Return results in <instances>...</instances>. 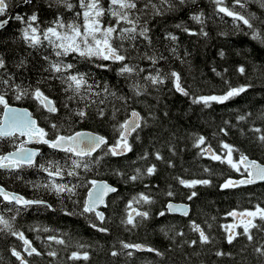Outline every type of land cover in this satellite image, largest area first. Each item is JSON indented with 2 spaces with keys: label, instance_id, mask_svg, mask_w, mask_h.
<instances>
[{
  "label": "trees",
  "instance_id": "1",
  "mask_svg": "<svg viewBox=\"0 0 264 264\" xmlns=\"http://www.w3.org/2000/svg\"><path fill=\"white\" fill-rule=\"evenodd\" d=\"M258 1L261 2L247 0L244 8L236 6L235 10L250 19L255 31L264 33V6H259ZM68 2L73 5L71 9L58 0H31L28 4L22 0H10L8 13L25 17L35 13L39 28L45 29L57 19L69 23L74 20L73 16L78 18L76 14L80 10L79 0ZM145 2L146 0H138V7L143 8ZM153 2L160 4V0ZM173 2L175 7L170 10L160 5L162 15H153L151 10L142 15L140 23H147L151 44L141 37H137L135 43L140 55H162L164 59L154 67L165 73L177 71L183 87L190 93L189 96L177 92L169 79L158 88L149 86L146 94L134 97L130 87L132 80L139 79L142 84L147 83L142 77L147 71H153L154 67L133 51L131 62L146 69L140 77L126 78L118 75L119 64H111V70L104 71L96 67L102 61H87L72 55L64 58L65 63L75 64L73 71L89 73L90 83H99L101 86L107 84L118 96L128 97L127 105L107 94L93 97L97 101L103 99V104H92L91 101L79 99L68 101L59 80L46 79L50 73L44 71L48 67V61L44 57L56 60L53 49L46 43L42 47H29L21 38L23 25L14 19L0 30V57L6 62V69H0V75L11 74L14 83L23 87L38 86L60 108L58 114H49L37 100L26 97L16 101L14 93L8 90L7 99L10 104L26 108L37 119L39 126L51 132L50 122L61 123L67 133L89 131L104 136L111 145L116 139L113 125L125 120L131 110H136L147 119V126L139 132V139H136V134L130 137L133 149L131 152L114 157L105 156L103 151L98 150L93 155L102 159L91 171H81L79 178L65 175L64 180L57 179V183L82 185L75 190L77 195L71 199L67 194L57 196L49 188H45L43 185L50 178L39 168H24L19 172L0 170V186L6 191L29 200H43L51 205L50 208L43 205L21 207L16 214L15 205L0 199V215L6 218L15 215V229L23 232L33 247L45 253L40 257H29L22 251V241L11 234L0 232V264H19L11 255L13 248L20 251L29 264H264V259L258 257L253 250L254 246L264 243V235L256 234L254 244H249L245 238L240 237L230 245L226 241L225 231L227 225L238 221L229 216V212L252 210L257 204L264 207V183L222 189L221 185L227 179H240V173L227 164L210 159L207 154L201 155V149L194 146L195 138L204 136L206 145H210L216 153L226 151L221 146V142H224L239 150L233 153L234 159H238L242 152L249 159L264 163V144L256 139L259 134L251 131L254 127L264 129V37L253 38V30L219 13L214 0H186L184 4H180L179 0ZM224 2L232 7L234 0ZM102 3L107 7L108 0H102ZM193 15H200L203 22L192 19ZM103 19L106 23H115L109 16ZM169 34L175 35L176 40H171ZM125 46L128 47V43ZM21 61H24L23 66H18ZM241 66L245 69L243 74L238 71ZM38 81L42 82L37 84ZM249 84L252 87L246 92L223 104L210 102V106L206 107L203 103H192L193 96L221 95L228 85L238 87ZM65 103L73 111L85 108L87 103L89 106L85 110L88 115L83 119L76 116L69 119ZM99 108L104 109L102 118L98 115ZM241 115L247 116V119L240 121L238 117ZM222 128L227 131V135L221 132ZM19 140H0V153L14 150L13 144ZM38 149L41 153L36 158L39 163H65L63 152L50 150L46 146H39ZM157 151L164 157V161H170L173 166L169 167L168 163L156 160L154 153ZM145 153H148L147 159H140ZM151 164L157 167L154 175H144L135 182L127 179L136 168L143 170ZM206 168L210 171L205 172ZM117 171L123 175H117ZM178 177L185 180L209 179L211 184L189 189L179 184ZM92 179L105 181L118 190L107 198V206L101 210L106 217V223L101 226L107 227L108 233H101L90 227L92 223L99 224L93 215L79 214L80 205L90 186L87 181ZM169 191L173 193L172 196L167 195ZM191 191H196L198 195L188 200ZM141 193L149 195L154 202H133V197ZM74 200L79 203H73ZM130 202L132 208L148 211L150 216L144 220L136 217L138 226L126 229L120 221L126 212L132 211L127 208ZM168 202L186 204L188 215H169L165 211ZM65 211L76 214L65 215ZM161 211L165 212L164 216L159 215ZM191 222L200 225L213 240L207 245L189 246L185 243L199 239L198 234L190 227ZM44 228L49 231H43ZM235 230L239 232L242 228ZM49 236L65 239L68 247L50 242ZM121 241L158 249L163 256L133 250L131 257L126 254L113 257V250L122 251ZM77 243L86 247L80 249L76 246ZM49 250L58 252L55 260L46 255ZM217 250L231 255L217 257ZM73 251L87 252L89 259L68 260Z\"/></svg>",
  "mask_w": 264,
  "mask_h": 264
},
{
  "label": "snow or ice",
  "instance_id": "2",
  "mask_svg": "<svg viewBox=\"0 0 264 264\" xmlns=\"http://www.w3.org/2000/svg\"><path fill=\"white\" fill-rule=\"evenodd\" d=\"M23 3H31V0H22ZM59 3H63L68 9H71L73 5L68 0H58ZM186 0H179L180 4H184ZM217 6V11L223 13L225 16L231 17L233 21L242 23L249 29L253 30V38L264 37V33L255 31L250 19L245 15L235 10L236 6L244 8L247 0H234L233 6L229 7L225 5L224 0H214ZM262 6H264V0H261ZM160 5L166 6V9H172L175 7L173 0H160V4L157 5L153 0H146L143 8L138 7V0H108L107 7L104 6L102 0H79V6L81 12L76 15L83 18V23L79 24L75 21L66 23L61 19H57L52 26H48L45 29H40L37 21V14L33 13L30 16L16 14L9 15L8 10L10 6V0H0V29L5 28L10 20L14 19L20 22L23 27L21 29V38L31 48H37L47 45L53 49L56 60H51L48 56L44 59L48 61V67L44 69L45 72L50 73L46 79L59 80L62 85V90L67 94L68 101L82 100L91 101L92 104H103L104 100L97 101L93 97H100L102 94H107L124 102L127 105L128 97L118 96L116 92L111 91L107 84L101 86L99 83H90V74L73 71L75 64L65 63L64 58L72 55L82 60L87 61H102V63L96 64V67L109 71L111 70V64H119L117 69L118 75L126 78L140 77L142 73L146 72V69L140 67L139 64L132 63V52L135 51L140 55L135 41L137 37H141L151 44V38L148 33L150 29L147 27V23L141 24L142 15L148 14L151 10L153 15H162ZM109 16L115 23H105L104 17ZM192 19L197 22H203L200 15H193ZM121 25H127L122 27ZM179 27V25H177ZM188 31V29H185ZM195 35L196 33H190ZM207 35V33H203ZM169 38L173 41L176 40V36L169 34ZM119 43H115V41ZM264 42V39H262ZM128 43V47L125 44ZM131 49V51H130ZM173 51H175L173 49ZM221 55L223 53L221 52ZM141 59L148 60L154 67L163 60L164 57L156 55H148L144 53L140 55ZM24 61L20 62L23 66ZM0 69H6L5 60L0 57ZM238 71L243 74L245 69L241 66ZM217 75H220L217 73ZM147 83L142 84L139 79H133L130 85L133 96L139 97L146 94L149 86L159 87L169 79H171L175 90L184 96H189L190 93L185 90L181 83L180 74L172 70L170 72H163L160 68H155L153 71H147V74L142 77ZM42 81H38L37 84ZM250 87L249 85H243L233 87L228 85L227 90L221 95H209V96H193L192 103H203L206 107L210 106V102H216L223 104L232 98H235L242 93L246 92ZM99 89V90H97ZM8 90H11L15 95V100L20 101L26 97H30L39 102L40 106L46 110L49 114H58L60 108L56 102L37 86L32 88L31 85L23 87L20 84L14 83V77L11 74L5 73L0 75V140L17 141L19 138L24 137V140H19L18 143L13 144L14 150L8 153H0V170H7L9 172H19L24 168H39L41 171L47 174L50 178L49 182L43 185L45 188H49L57 196H63L67 194V197L71 199L76 196V189L82 185L73 183H57V179L64 180L65 175L68 177L79 178L81 171H91L93 166H98L102 157H96L93 154L97 150L103 151L105 156L111 155L114 157L123 156L131 152L132 144L129 142L130 137L136 134V139H139V132L147 126V119L143 117L136 110H131L130 114L122 122H117L113 125L114 132L116 133L115 142L109 145L108 140L101 135L84 132L74 131L67 133L63 124L57 122H50L51 132L44 127L39 126L37 119L27 109L13 107L7 99ZM89 105L86 103L85 108H79L75 111L69 108L65 103L64 107L68 108V118L76 116L81 119L85 118L88 113L85 110ZM118 111V110H117ZM98 115L102 118L104 116V109H98ZM248 115H251L250 113ZM113 119H115V111L113 113ZM240 121L246 120L247 116L241 115L238 117ZM251 131L258 133L256 139L264 144V129L252 128ZM227 135L225 129H221ZM37 144L46 145L49 149L57 152H63L65 154V163L61 164L59 161H47L45 163H39L37 157L41 155L38 148H29L26 145ZM106 146V147H102ZM194 146L201 149V155L207 154L208 157L214 161H219L221 164H227L230 168L240 173L241 179L234 180L232 178L227 179L222 185V189L236 188L247 185H254L257 182H264V163H259L256 160L249 159L244 153H239L238 159H234L233 153L238 152L233 145L221 142V146L225 149V152L216 153L212 150L210 145H206L204 136H198L194 140ZM155 159L164 161V157L159 151L154 153ZM148 153H145L140 159L146 160ZM168 163L169 167H172L170 161H164ZM242 169V170H241ZM157 167L155 164L147 166L141 170L136 168L132 175L127 177L130 181L140 180L144 175L152 176L156 173ZM209 169H205V172H209ZM117 175H123L117 171ZM179 184L185 188L194 189L197 185L208 186L211 184L209 179H193L185 180L177 178ZM87 184L91 185L87 192V198L80 205V215L89 214L93 215L99 224L92 223L90 227L101 233H108L109 229L103 227L106 223V217L103 211L98 210L101 205L105 204V197L109 193L117 192V188L95 179L88 180ZM168 196H172L173 193L169 191ZM198 194L196 191H191L188 195V200H192ZM0 197L3 201L11 205L19 206L15 209L16 214L19 213L20 208H27L31 205H43L45 207H51L43 200H29L23 196L6 191L0 186ZM133 202L139 204H151L154 201L144 193L139 194L137 197H133ZM73 203H79L73 201ZM127 208L132 209L131 212H126L124 218L120 223L126 229L131 226L135 228L138 226L136 217H140L141 220L148 219L150 213L148 211H141L132 208V202L127 205ZM169 212L179 211L182 215H188V207L186 205H173L169 203L167 205ZM8 211H13L8 209ZM135 213V215H133ZM76 213L65 211V215H74ZM160 216H164L165 212L161 211ZM229 216L238 219V224L227 225L225 227L226 241L228 244H233L238 238H245L249 244H254L256 234L264 235V207L260 204L254 206L252 210H244L241 212L232 211L228 213ZM15 215L10 218H6L4 215H0V232H5L15 236L22 241L23 251L27 256L33 255L40 257L45 253L39 251L36 247H33L32 242L25 237V234L21 231H17L13 225ZM190 227L194 232L198 234V240L185 241L189 246L207 245L213 238L208 235L200 225L195 222H191ZM236 228H242V231H236ZM39 231L40 229H36ZM43 231L47 232L49 229L44 228ZM167 234V233H165ZM178 235H184L178 233ZM48 240L52 243L68 247V241L56 236H49ZM121 250H113L111 255L116 257L121 254L127 256H133V250L135 251H147L154 253L156 256H163V253L158 249L147 247L141 244H132L121 241ZM78 248L83 249L86 247L84 244L77 243ZM115 247V246H114ZM244 249H242L243 251ZM255 254L258 257L264 259V243L253 248ZM11 255L19 261V264H29V261L21 254L20 251L13 248ZM47 256L55 260L58 257L56 250H49L46 253ZM217 257H223L225 255H231V253H225L217 250L215 252ZM87 261L89 254L87 252L73 251L68 256V260Z\"/></svg>",
  "mask_w": 264,
  "mask_h": 264
},
{
  "label": "water",
  "instance_id": "3",
  "mask_svg": "<svg viewBox=\"0 0 264 264\" xmlns=\"http://www.w3.org/2000/svg\"><path fill=\"white\" fill-rule=\"evenodd\" d=\"M10 15H12V14H10ZM1 30V29H0ZM13 106V105H12ZM13 107H16V108H21V107H17V106H13ZM23 109H26V108H23ZM46 111V110H45ZM47 112V111H46ZM129 114H130V112H129ZM82 131H84V130H82ZM84 132H89V131H84ZM23 140L25 139L24 137H21ZM27 147H29V148H32L31 146H38L37 144H28V145H26ZM46 146V145H45ZM35 149V148H34ZM52 150V149H51ZM98 151V150H97ZM95 154V153H94ZM241 179V178H240ZM101 182H105V181H101ZM106 183V182H105ZM259 183H264V182H257L256 184H259ZM108 184V183H107ZM91 187V185L89 186V188ZM89 188H88V190H89ZM88 190L86 191V194H85V199L87 198V192H88ZM111 194H113V193H109L106 197H105V200L111 195ZM2 200H3V198L2 197H0ZM84 199V200H85ZM5 202V201H4ZM7 203V202H6ZM171 204H173V205H186V204H177V203H172V202H170ZM169 203H167L166 204V206H165V210H166V212L168 213V214H174V215H178V216H185V215H182L179 211H176V212H169L168 210H167V205H168ZM187 206V205H186ZM17 207H19V206H17ZM102 208H104V205H101L100 206V208L98 209V210H100L101 211V209ZM134 214V213H133ZM22 251H23V249H22ZM24 252V251H23ZM26 254V253H25Z\"/></svg>",
  "mask_w": 264,
  "mask_h": 264
},
{
  "label": "rangeland",
  "instance_id": "4",
  "mask_svg": "<svg viewBox=\"0 0 264 264\" xmlns=\"http://www.w3.org/2000/svg\"><path fill=\"white\" fill-rule=\"evenodd\" d=\"M258 4H259V6H261L262 4H261V2L260 1H258ZM78 7H79V12H81L82 10H81V8H80V6H79V2H78ZM74 17V20H72V21H70L69 23H71V22H73V21H75L76 23H79V24H82L83 23V18H82V16L81 17H78V18H76V16H73ZM105 23H106V21H104ZM53 24H51L50 26H52ZM46 44H47V42H45ZM50 47V46H49ZM238 222L239 221H237L235 224H234V222H233V224L232 223H230V225H236V224H238Z\"/></svg>",
  "mask_w": 264,
  "mask_h": 264
}]
</instances>
